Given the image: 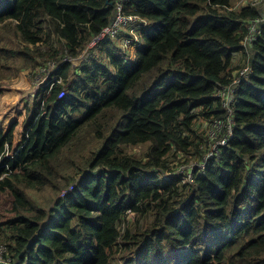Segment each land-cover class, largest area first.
Returning a JSON list of instances; mask_svg holds the SVG:
<instances>
[{
  "label": "trees",
  "instance_id": "16d2710c",
  "mask_svg": "<svg viewBox=\"0 0 264 264\" xmlns=\"http://www.w3.org/2000/svg\"><path fill=\"white\" fill-rule=\"evenodd\" d=\"M109 3L0 0L1 257L264 264V21L249 42L264 14L231 10L232 0H136L126 13L150 28L135 58L112 53L106 39L69 80L64 59H78L110 25ZM47 62L62 84L30 103L2 101L17 73ZM232 87L226 109L218 95ZM226 115L232 140L183 184L182 167L209 150L205 125Z\"/></svg>",
  "mask_w": 264,
  "mask_h": 264
},
{
  "label": "built area",
  "instance_id": "2783aa9c",
  "mask_svg": "<svg viewBox=\"0 0 264 264\" xmlns=\"http://www.w3.org/2000/svg\"><path fill=\"white\" fill-rule=\"evenodd\" d=\"M135 1L136 0H110V6H114L113 19L110 25L104 27L103 30L91 40L87 48L82 52L81 56L78 58L82 60V63L91 59L95 55L96 49L106 39L113 41L115 39H118L122 34H125L122 43V50L126 51L128 55L131 54L133 58L135 57L134 53L136 49L141 45L140 30L150 28V24L146 19L138 15L126 13V9ZM263 21L264 19L260 18L251 23V35L249 38V42L253 41V38L258 32V28ZM71 60L72 59L70 57H67L66 59H64V62H69ZM50 65L54 66L55 63H52ZM249 72L250 70H248L247 68L242 69L240 78L235 81L236 87L243 77H247L249 75ZM62 83L63 79L61 77H51L45 86H48L49 90L51 91L55 87V85ZM236 87L225 89L226 91L222 92L221 95H218V97H221L225 100V106H229V102L231 100V97L235 93ZM64 96L65 91L61 92L59 95L60 98H63ZM228 111L230 112V109H228ZM211 123H214V125L207 131L208 138H210L211 136H218V139L214 143V148L210 153H208L212 146V143L209 142V150L207 152L208 154H206L202 163L191 164L190 167H182L179 175L184 176L183 184H194L196 171H205L212 160L219 159L222 155L223 148L227 146L232 140L234 133V122L230 115L223 116ZM224 123H226L223 131L225 134L222 135L221 130L222 124ZM7 154H9V152H7ZM168 177L171 178L170 175H168ZM73 189L74 187H71L67 192L69 193ZM4 250V248L0 247V263L9 264L5 259L1 257V253H3Z\"/></svg>",
  "mask_w": 264,
  "mask_h": 264
},
{
  "label": "rangeland",
  "instance_id": "374dc122",
  "mask_svg": "<svg viewBox=\"0 0 264 264\" xmlns=\"http://www.w3.org/2000/svg\"><path fill=\"white\" fill-rule=\"evenodd\" d=\"M232 2L234 3L235 6L232 7L231 10H235L238 8H242L243 6H246V5H250L252 7H259L262 14H264V0H232ZM124 37H125V34H122L118 39L113 40L112 44H109L108 50H111L112 53L116 55H122L124 59H126V57L128 56L127 55L128 53L122 50L123 48L122 43H123ZM95 57L97 58L96 59L97 64L107 65V63L109 62L107 61V57L105 55L102 56L99 53H97ZM101 57L103 58V60L100 59ZM38 62L40 61L38 60ZM69 62L72 63V70H71L72 73L69 77V80H71L74 78L72 74L74 73L76 67L82 64V60L77 59V60H71ZM52 63H55V62H47L45 65L46 67L38 65L35 68L30 69L26 72L24 71V73H17L15 75L16 77L11 82L13 84H11L10 86L6 85V88L7 89L9 88V89L6 90L4 94H2V101L6 102L7 100H9L12 102H16L18 104L21 102L30 103L32 99H34L35 97L39 95L40 89L46 85V83L51 77H53V74L55 73L54 71L56 70L55 69L56 65L54 66L50 65ZM41 64L42 63H40V65ZM108 67H109V64H108ZM241 67H242V64H241ZM241 71L242 70H238L236 72V78H235L236 80L240 78ZM22 106L24 107L23 104ZM225 108L227 109L228 106H225ZM0 116H2V113H0ZM213 125L214 123L208 122L204 127L205 131H208V129L212 127ZM225 126H226V123L222 124V130H221L222 135L225 134L223 132ZM202 132H204L203 129H202ZM217 139H218V136H215V137L211 136L210 138H208V141L212 143L211 149L208 153H210L212 149L214 148V143Z\"/></svg>",
  "mask_w": 264,
  "mask_h": 264
},
{
  "label": "crops",
  "instance_id": "0c3cea01",
  "mask_svg": "<svg viewBox=\"0 0 264 264\" xmlns=\"http://www.w3.org/2000/svg\"><path fill=\"white\" fill-rule=\"evenodd\" d=\"M237 61L240 62V64H243V56L242 55H237Z\"/></svg>",
  "mask_w": 264,
  "mask_h": 264
},
{
  "label": "clouds",
  "instance_id": "9594fccd",
  "mask_svg": "<svg viewBox=\"0 0 264 264\" xmlns=\"http://www.w3.org/2000/svg\"><path fill=\"white\" fill-rule=\"evenodd\" d=\"M128 55V54H127ZM134 55H135V53H134ZM129 56V58H130V55H128ZM135 58V57H134ZM133 57H131V59L133 60L134 59Z\"/></svg>",
  "mask_w": 264,
  "mask_h": 264
}]
</instances>
